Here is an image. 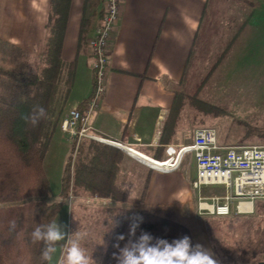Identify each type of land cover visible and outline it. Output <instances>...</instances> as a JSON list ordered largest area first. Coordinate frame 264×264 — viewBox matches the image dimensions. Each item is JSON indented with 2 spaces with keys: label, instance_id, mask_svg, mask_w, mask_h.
Here are the masks:
<instances>
[{
  "label": "trees",
  "instance_id": "16d2710c",
  "mask_svg": "<svg viewBox=\"0 0 264 264\" xmlns=\"http://www.w3.org/2000/svg\"><path fill=\"white\" fill-rule=\"evenodd\" d=\"M71 3L72 0H51L46 24L48 35L39 57L40 62L35 65L28 59L29 52L1 41L7 44L8 49L14 50L5 53L4 65L0 66V264H48L41 260L44 244L33 243L31 233L37 224L53 222L63 199L70 194L112 197L115 201L103 209L106 213V230L103 233L106 241L98 264H116L112 254L117 250L113 245L118 235H127L129 218L135 215L143 217L137 234L146 231L168 240L187 235L195 244L190 229L182 223L148 210L123 206L129 195L119 185L118 174L125 153L116 146L84 140L78 147L74 161L76 144H72L63 172L62 200H51L52 187L45 160L61 123L76 74V64L67 63L62 57ZM214 3L215 0L206 2L184 76L175 83V99L165 119L161 138L164 145L171 138L186 107L203 114L220 115L217 105L199 96L201 85L193 93L188 88L190 71L211 29L210 11ZM251 3V10L228 40L217 64L248 28L255 8V2ZM101 5L102 0H85L84 10L98 8L101 16ZM89 27L90 20L84 16L79 36L80 49L85 47ZM37 105L46 110L47 118L33 127L22 116ZM112 217L117 226L109 230ZM228 217H212L206 224L220 264H262L264 201L257 202L255 214L249 220H242L241 215L237 214ZM13 219L17 226L15 230H10L9 221ZM120 243L123 245L124 242Z\"/></svg>",
  "mask_w": 264,
  "mask_h": 264
},
{
  "label": "crops",
  "instance_id": "0c3cea01",
  "mask_svg": "<svg viewBox=\"0 0 264 264\" xmlns=\"http://www.w3.org/2000/svg\"><path fill=\"white\" fill-rule=\"evenodd\" d=\"M206 2L122 0L119 28L110 46L107 92L94 113L92 130L106 139L102 143L116 146L125 153L118 174L119 185L127 186L124 190L129 195L123 206L148 210L182 223L190 229L194 243L210 248L215 255L202 219L205 217L197 213V191L193 188L197 176L194 155L187 153L177 169L162 170L150 167L126 151V147H132L162 161L167 159V147L179 148L193 142L195 130L201 126H191L197 119L186 117L187 107L165 145L161 138L165 119L175 99L174 86L184 76ZM84 3L85 0H72L62 57L65 62L76 64L68 99L81 84L87 85L88 95L81 97L76 105L65 108L61 121L72 108L85 110L94 90V57L88 40L100 15L98 8L85 11ZM51 6V0H0V40L27 52L36 51L35 57L39 59L48 35L46 24ZM84 16L90 20V27L85 47L80 49ZM183 119L186 125H180ZM62 133L58 127L56 143L71 149L69 140ZM187 168L195 171L194 177L189 176ZM220 190L203 188L202 192L204 195L222 194Z\"/></svg>",
  "mask_w": 264,
  "mask_h": 264
},
{
  "label": "rangeland",
  "instance_id": "374dc122",
  "mask_svg": "<svg viewBox=\"0 0 264 264\" xmlns=\"http://www.w3.org/2000/svg\"><path fill=\"white\" fill-rule=\"evenodd\" d=\"M251 1L255 2V8L248 28L217 64L218 57L225 49L228 40L251 10ZM210 12L211 29L190 71L188 88L193 93L201 85L199 96L217 105L220 108V115L203 114L189 106L185 110V115L189 120L197 119L196 123H191L192 127L214 126L221 143L264 145V0H215ZM8 50L14 49H8L7 44L1 42L0 66L4 65V56ZM36 54V51L28 54V59L33 65L40 62V59L35 57ZM85 95H88L87 85L81 84L66 101L65 108L76 105ZM186 124L184 119L180 123V125ZM62 134L69 140L68 136ZM57 140L54 138L52 141L45 160V169L52 187L51 200H62L66 155L71 152L67 146L57 144ZM69 142L72 148L73 142L70 140ZM82 142L84 140L77 148ZM189 153L194 155L192 152ZM76 158L77 152L74 161ZM187 170L190 177L195 176L193 169L187 168ZM218 188H221L222 193L224 192V189L218 185L204 187L206 191ZM114 202L112 197L70 194L68 198L63 199L54 220L67 234H72V239L80 238L82 246L89 255L92 254L97 264L106 241V237L103 236L106 230L104 224L106 213L103 209L113 205ZM251 216L240 218L249 220ZM211 218L209 216L202 218L206 227L207 220ZM234 232L235 230L232 231ZM66 244L67 241L57 243L56 252L48 264H62Z\"/></svg>",
  "mask_w": 264,
  "mask_h": 264
},
{
  "label": "built area",
  "instance_id": "2783aa9c",
  "mask_svg": "<svg viewBox=\"0 0 264 264\" xmlns=\"http://www.w3.org/2000/svg\"><path fill=\"white\" fill-rule=\"evenodd\" d=\"M121 13L122 0H102L99 23L88 40L94 57L93 94L85 110L70 109L60 123L62 132L76 144L75 153L82 140L106 141L92 130V120L107 92L110 46L119 28ZM131 149L126 147L129 154H133ZM166 152L167 159L160 162L167 163L164 167L144 161L152 168L173 170L179 168L187 153L194 154L197 176L193 188L197 191L199 216L250 215L255 213L257 202L264 201V145H222L214 126H201L195 130L192 143L179 148L169 146ZM211 185L223 187L224 192L204 195L202 189Z\"/></svg>",
  "mask_w": 264,
  "mask_h": 264
},
{
  "label": "clouds",
  "instance_id": "9594fccd",
  "mask_svg": "<svg viewBox=\"0 0 264 264\" xmlns=\"http://www.w3.org/2000/svg\"><path fill=\"white\" fill-rule=\"evenodd\" d=\"M46 118V110L39 105L34 106L31 112L22 116V119L33 127ZM126 188L127 186L122 190ZM129 220L127 235H118L117 242L113 245L117 250L112 254L116 264H220L210 248L200 243L193 244L191 237L187 235L168 240L146 231H140L137 234L143 217L135 215ZM16 226L15 219L9 221L10 230H15ZM116 226L117 223L112 217L109 230ZM31 239L33 243L44 244L41 254L43 262L51 261L58 242L67 241L62 264H97L92 254L89 255L82 246L80 238L72 239V234H67L57 221L37 224L31 233ZM120 242H124L123 245Z\"/></svg>",
  "mask_w": 264,
  "mask_h": 264
},
{
  "label": "bare ground",
  "instance_id": "6f19581e",
  "mask_svg": "<svg viewBox=\"0 0 264 264\" xmlns=\"http://www.w3.org/2000/svg\"><path fill=\"white\" fill-rule=\"evenodd\" d=\"M130 152L135 154L139 158H141L143 160H147L149 163H151L153 165H156L158 167H164L167 164V163H160V162H162L164 160H162V161L161 160H156V159L151 158V157H149V156H147V155H145V154H143V153H141V152H139V151H137V150H135L133 148L131 149Z\"/></svg>",
  "mask_w": 264,
  "mask_h": 264
},
{
  "label": "water",
  "instance_id": "95a60500",
  "mask_svg": "<svg viewBox=\"0 0 264 264\" xmlns=\"http://www.w3.org/2000/svg\"><path fill=\"white\" fill-rule=\"evenodd\" d=\"M262 264H264V263H262Z\"/></svg>",
  "mask_w": 264,
  "mask_h": 264
}]
</instances>
